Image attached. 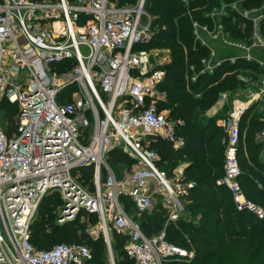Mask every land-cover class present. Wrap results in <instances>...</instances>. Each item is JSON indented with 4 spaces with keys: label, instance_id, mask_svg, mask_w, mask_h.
<instances>
[{
    "label": "built area",
    "instance_id": "2783aa9c",
    "mask_svg": "<svg viewBox=\"0 0 264 264\" xmlns=\"http://www.w3.org/2000/svg\"><path fill=\"white\" fill-rule=\"evenodd\" d=\"M227 7L252 21L251 44L224 33L220 19ZM263 10L264 2L240 9L233 1L210 11L211 25L193 20L195 40L208 49L199 73H213L221 63L217 41L253 60L252 48L264 47L257 31ZM151 20L145 0H0V96L18 108L12 135L0 128V264H89L92 251L85 244L56 243L48 249L31 244L30 224L51 193L62 201L59 222L73 220L80 210L96 214L109 264H115L111 229L127 233L124 249L134 264L192 256L166 239V225L183 212L182 196L193 183L181 182V170L167 177L151 147L154 138L182 145L176 134L182 121L158 106L165 72L154 51L138 48L151 37ZM257 61L263 67L258 88L234 97L220 119L226 137L218 183L229 190L237 211L262 219L264 209L239 181L238 161L243 115L252 105L264 111V61ZM229 94L221 92L217 101L229 104ZM114 147L134 159L130 168L117 172L108 164L106 155ZM87 166L93 168V189L77 179L78 169ZM123 195L138 217L152 211L157 198L166 214L163 228L146 236L124 210Z\"/></svg>",
    "mask_w": 264,
    "mask_h": 264
},
{
    "label": "trees",
    "instance_id": "16d2710c",
    "mask_svg": "<svg viewBox=\"0 0 264 264\" xmlns=\"http://www.w3.org/2000/svg\"><path fill=\"white\" fill-rule=\"evenodd\" d=\"M238 2L240 9L259 8L264 0H145V8L151 16V37L138 48L158 51V68L164 70L165 76L158 88L164 92L160 100V109H168V117L181 120L176 126V134L183 141L179 147L169 141L154 138L151 147L159 154L157 166L171 175L172 170L182 162L186 163L182 183L192 182L182 196L183 212L177 219L166 225L168 242L183 247L192 256L186 259H174L166 264H264V218L237 211L234 208L229 190L218 183L222 177L223 151L226 134L216 121L223 118L230 108L234 97H242L246 89H257L263 74V67L257 60L264 61V47L252 48L253 60H246L239 55L240 50L214 42L217 59L221 63L213 73H199L200 59L208 54L207 47L195 40L192 34V21L211 25L209 13L224 4ZM258 22V35L264 42V10ZM224 33L231 40L251 44L253 24L250 19L230 7L220 19ZM143 46V47H142ZM161 50V51H159ZM235 56L231 62L230 57ZM191 66L193 67L191 69ZM196 76L194 80L192 77ZM159 90V91H160ZM229 92V104L224 105L214 115L209 110L217 102L221 92ZM8 99H0V110L5 111L6 128L9 137L16 130V111L9 109L12 105ZM17 106V105H16ZM16 117L14 119V115ZM264 111L250 106L241 119L240 135L246 129L244 141L240 139L238 161L241 168L239 181L246 196L264 208V160L259 157L263 148L262 141L256 135L264 130ZM241 138V137H240ZM128 159L120 148L114 147L107 153V162L112 163ZM128 161V160H127ZM134 163L130 159L128 166ZM130 168V167H129ZM115 171L118 172L116 169ZM81 178L93 182L92 166L78 169ZM92 179V180H91ZM93 189V188H92ZM51 193L40 202L35 217L29 227V240L37 249H48L57 242L66 244H85L93 254L89 264H105L99 254L100 244L91 237L87 225L89 221L98 222L96 214L80 210L73 220L59 224L55 221L56 206L61 203ZM124 210L140 223L146 236H151L163 228L166 214L157 202L152 211L136 215L134 204L127 196H121ZM185 202V203H184ZM59 215V214H58ZM127 233L110 230L115 264H134L124 249ZM103 244V237H99ZM56 244V243H55ZM54 245V244H53ZM52 245V246H53ZM191 246L192 251L187 248ZM109 264V262H108Z\"/></svg>",
    "mask_w": 264,
    "mask_h": 264
},
{
    "label": "rangeland",
    "instance_id": "374dc122",
    "mask_svg": "<svg viewBox=\"0 0 264 264\" xmlns=\"http://www.w3.org/2000/svg\"><path fill=\"white\" fill-rule=\"evenodd\" d=\"M134 0H128V3H131V2H133ZM145 10H146V8H145ZM147 11V10H146ZM143 47V46H142ZM159 51H161V50H159ZM155 53H158V51H155ZM153 60H154V57H153V55H150V58H149V62H153ZM166 60H167V58H165V59H162V60H160V62H162V63H164V62H166ZM158 90H160L159 88H158ZM160 92L161 93H163L164 94V92L162 91V90H160ZM0 99H2V97L0 96ZM4 99H6V97H4ZM12 105H9L8 107H9V109H15V111H16V114L18 113V108H17V106H16V104L15 103H11ZM4 112L5 111H2V110H0V128L2 129V130H5V128H6V117H5V114H4ZM16 114L14 115V119H15V117H16ZM217 125H218V123H217ZM89 130H91V126H90V129ZM225 134H226V132H225V130L223 129L222 130ZM245 132H246V129H244L243 131H242V135L240 136L241 138V140L242 141H244V136H245ZM157 154H158V152H157ZM158 156H159V154H158ZM106 159H107V155H106ZM130 159H131V157L130 156H128V159L126 158V160L124 161V160H121V161H117V162H115V163H112V166L114 167L113 169L114 170H118V172H120V171H124L126 168L128 169L129 167H131V165H129L128 166V162L130 161ZM128 160V161H127ZM164 173H165V175L167 176V177H169V178H172L173 176H174V171L172 170V174L171 175H169V174H167L166 173V171H164V170H162ZM77 179L79 180V182L82 184V185H84L85 187H87V188H89V189H92L93 188V182L91 181V184H89L90 183V180H87V178L86 177H84V178H81L80 177V175H77ZM92 180V179H91ZM58 196V195H57ZM57 196L56 195H52V196H50V197H53L54 199H56L57 198ZM58 199V198H57ZM56 199V200H57ZM58 202H59V200H57ZM184 201V200H183ZM253 201V200H252ZM62 202V201H61ZM158 202V200H157V198L155 199V203H157ZM254 202V201H253ZM185 203V202H184ZM256 204H258L259 206H261L262 208H263V206L260 204V203H258V202H255ZM60 205H61V203H59L57 206H56V209H55V211H56V214H57V217H58V214H59V208H60ZM264 209V208H263ZM78 215V214H77ZM55 221H57L59 224H64V222H59V220L56 218V216H55ZM87 229H88V232H89V234L91 235V237L93 238V239H95L96 240V242H98L99 244H100V250H99V254H101V256L104 258V262H105V264H108V249H107V242H106V240H105V238H104V232H103V230L100 228V225H99V223L97 222V221H94V223H92L91 221H89V223H88V225H87ZM110 233V232H109ZM100 236H102L103 237V244H101V242H100V239H99V237ZM57 242H68V240H64V241H62V240H58ZM57 242H54L53 244H55V243H57ZM52 244V245H53ZM52 245H50V246H52ZM111 248H112V245H111ZM187 248L188 249H190L191 251H192V247L191 246H187ZM112 254H113V256H114V259H115V256L117 255L116 253H115V251L113 250V248H112ZM92 257H93V254H92ZM117 257H120L119 255H117ZM92 259V258H91ZM91 261V260H90Z\"/></svg>",
    "mask_w": 264,
    "mask_h": 264
},
{
    "label": "crops",
    "instance_id": "0c3cea01",
    "mask_svg": "<svg viewBox=\"0 0 264 264\" xmlns=\"http://www.w3.org/2000/svg\"><path fill=\"white\" fill-rule=\"evenodd\" d=\"M222 105L217 101L214 105H213V107L209 110V115H214L215 113H217L218 111H220L221 109H222ZM220 119L221 118H219V119H217V121H216V123H218V125H220L221 126V124H220ZM264 119V118H263ZM222 127V126H221ZM241 136V135H240ZM256 138L259 140V141H262L261 143H262V145H263V148L260 150V155H259V157H261L263 160H264V130L261 132V133H259V134H257L256 135ZM182 143H183V141H182ZM175 147V146H174ZM185 166H186V163L185 162H182V163H179L174 169H173V171L174 172H176L177 170H181L182 171V175H183V172H184V168H185Z\"/></svg>",
    "mask_w": 264,
    "mask_h": 264
}]
</instances>
